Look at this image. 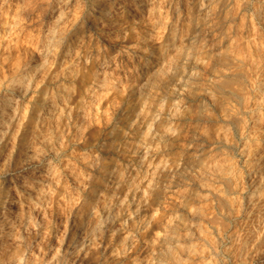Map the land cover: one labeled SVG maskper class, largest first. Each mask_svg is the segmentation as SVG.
<instances>
[{
	"label": "clouds",
	"instance_id": "9594fccd",
	"mask_svg": "<svg viewBox=\"0 0 264 264\" xmlns=\"http://www.w3.org/2000/svg\"><path fill=\"white\" fill-rule=\"evenodd\" d=\"M0 161V264H264V0H0Z\"/></svg>",
	"mask_w": 264,
	"mask_h": 264
},
{
	"label": "rangeland",
	"instance_id": "374dc122",
	"mask_svg": "<svg viewBox=\"0 0 264 264\" xmlns=\"http://www.w3.org/2000/svg\"><path fill=\"white\" fill-rule=\"evenodd\" d=\"M29 45L26 43L25 44V47H28ZM3 164V162L2 161H0V165H2ZM0 195H2V194H0Z\"/></svg>",
	"mask_w": 264,
	"mask_h": 264
}]
</instances>
